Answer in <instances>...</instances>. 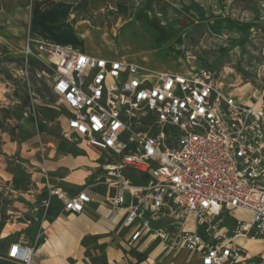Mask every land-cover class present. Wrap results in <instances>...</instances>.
<instances>
[{"label": "built area", "instance_id": "obj_1", "mask_svg": "<svg viewBox=\"0 0 264 264\" xmlns=\"http://www.w3.org/2000/svg\"><path fill=\"white\" fill-rule=\"evenodd\" d=\"M47 53L52 92L66 111L65 138L111 156L108 205L125 210L123 225L134 228L129 245L166 220L168 228L155 235L202 264H264V94L242 103L207 69L154 74L65 48ZM25 55L34 56L29 45ZM52 197L71 214L91 202L86 191L57 189L40 207L47 210ZM235 211L250 220L232 217ZM190 216L194 230L186 229ZM236 238L263 247L252 253ZM33 248L13 243L0 260L29 264Z\"/></svg>", "mask_w": 264, "mask_h": 264}, {"label": "rangeland", "instance_id": "obj_2", "mask_svg": "<svg viewBox=\"0 0 264 264\" xmlns=\"http://www.w3.org/2000/svg\"><path fill=\"white\" fill-rule=\"evenodd\" d=\"M42 1L24 0L20 6L30 10L42 4L44 10L48 4ZM45 1L57 12L58 20L54 17L55 21L50 22L38 18L40 22L36 25L29 13L26 39L31 41L0 56V130L8 131L17 143L32 138L37 142L45 140L53 143L62 155L70 153L86 157L74 149L77 142L68 141L64 135L66 111L52 92V72L46 63L51 46L69 50L79 44L78 49L91 50L95 57L106 58L104 53L107 52L127 61H136L138 66L152 73L183 74L186 71L194 74L207 69L215 73L223 90L231 91L240 100L253 101L264 94V0H87V12L81 7L73 11L81 0ZM118 4L122 9L116 12ZM46 16L53 17L51 14ZM46 24L48 30L44 28ZM34 25L36 28L32 27ZM81 25L88 27L90 33L87 30L85 36L77 33L76 28ZM62 40L69 45L63 46ZM28 45L34 56L25 55ZM4 119H9L10 123ZM0 155H3L2 151ZM18 155L0 158L2 220L5 216L14 217L6 213L7 210L14 211V201L20 203L16 204L19 209L16 213L20 214L17 223L29 220L32 207L44 214L54 200L63 207L61 200L52 197L48 209L41 208L42 200L50 191L65 190L58 186L48 190L47 186L39 188L31 181L33 173L42 174L44 180L49 174H58L55 166L46 168L38 162L31 165L26 156ZM89 157L94 158L92 154ZM97 163L100 165L98 172L103 171L104 184L111 156L101 154ZM33 165L38 170L33 169ZM79 169L84 171L87 167ZM68 173L66 182L82 183V176L74 179L76 174L70 176L71 169ZM19 191H26L25 197ZM124 201L125 205L129 202L127 193ZM20 228L22 231L18 234L23 240L28 239L29 229ZM42 233L45 234L44 229ZM152 234L148 243L129 247L128 264H197L195 257L189 259V254L174 240ZM255 243L250 244L255 247L253 252L263 247L261 241ZM0 264L8 262L0 260Z\"/></svg>", "mask_w": 264, "mask_h": 264}, {"label": "crops", "instance_id": "obj_3", "mask_svg": "<svg viewBox=\"0 0 264 264\" xmlns=\"http://www.w3.org/2000/svg\"><path fill=\"white\" fill-rule=\"evenodd\" d=\"M23 1L24 0H0V56H2L5 51L10 52V49L15 50V47L24 46L26 41H28L26 39V21L27 18H29V13L30 17H33V22L36 25L40 22V19H48V21L52 22L55 21V17L58 20L57 12L54 11L48 1H42V3L48 4L44 10L41 9L42 4L34 6V8L30 10L23 9L20 6V3ZM37 12L39 13L37 14ZM47 14L53 15V17L48 18L46 16ZM38 18H40L39 22ZM32 27L36 28L35 25ZM44 28L48 30L49 25L46 24ZM86 30L90 33L88 27L84 25L76 28V31H78L77 33L81 36H85ZM30 41L31 39L28 42ZM61 43L63 46L69 45L65 40H62ZM78 45L79 44L73 45L71 47L72 49L69 50L95 57V55H92L93 52L91 50L89 52V50L86 49V51L82 48L78 49ZM104 54H106V58L101 56L97 57L108 60H121L123 62L138 65V62L136 61H127L107 52ZM153 72L164 73L163 71ZM180 75L189 76L192 74L185 71V73ZM241 100L242 103L250 102L244 98ZM0 108H2V106ZM2 112L4 113V111ZM4 120L6 123H10L9 119ZM0 146V151H2L3 154L0 155V158H4L6 155H16V153H18L21 156H26L31 165L33 162L36 164L38 162V164L40 163L46 168L48 166H55L58 174H54L53 176H50L49 174V177H47L46 180H44L45 178L42 174L33 173L31 181L34 182L37 187L43 188L47 186L48 190L49 188L58 186L70 194L76 193L79 189H84L91 198L90 204L87 205L84 212L80 214L65 212L62 204L60 202L57 203L55 200L46 214H44L42 210L40 211L37 207H32L28 215L29 220H25L24 223H17L20 214L16 213L19 210L16 204L20 203L13 200L12 210L14 211L10 213L11 210H7L6 213L8 215H14V217L11 216L6 218L5 216L2 220L0 215V258L6 255L11 243L21 242L28 244L29 246H34L30 264H128L130 259L129 247H135L137 245L139 247L141 243H148L149 239L153 237L149 235L151 233H153L152 235L156 234V229L168 228L166 220L156 222L152 226V232L142 236V238L132 246L128 245L134 228L124 227L123 222L126 215L124 209L114 210L108 205V199L113 195V191L109 190L106 185L102 183L103 171L100 173L97 170L100 166L97 163V158H99L101 154L108 157L109 154L106 152L85 149L83 146L75 144L74 149L85 154L86 157L73 156L70 153H63L62 155V153L58 151L55 148V145L51 142L45 140L37 142L35 138H32L17 143L13 141L11 134L9 135L8 131L1 130ZM89 154H92L94 158H90ZM81 166L87 167V169L82 171L79 169ZM33 169H37L36 166L33 165ZM70 169L72 172L70 176L76 174L74 179L79 178V176L83 177L82 183L76 184L74 182H66ZM65 171L67 172L65 173ZM71 188L74 189L70 190ZM19 192L25 197L26 191ZM13 196L16 197V194H13ZM236 213L237 214L233 212L232 217L249 218V215L247 214L241 212ZM226 219L227 218H224V220ZM225 225L231 227L230 222L227 220ZM20 227L29 229V232H27L29 234L28 239L23 240L22 235L18 234L22 231V228ZM43 229L45 234L42 235L41 239L36 243V237L42 233ZM186 229H195L193 216L189 217ZM16 239H19V241H15ZM244 240L238 239L235 243L243 248L249 249L250 252L255 253L253 252L255 247L253 248L250 244L256 243L246 242ZM182 250L189 254V259L195 257L197 264H202L197 254L189 253L185 249Z\"/></svg>", "mask_w": 264, "mask_h": 264}, {"label": "trees", "instance_id": "obj_4", "mask_svg": "<svg viewBox=\"0 0 264 264\" xmlns=\"http://www.w3.org/2000/svg\"><path fill=\"white\" fill-rule=\"evenodd\" d=\"M82 8L84 12H87V1L86 0H81L74 8L73 11H76L78 8ZM122 6L121 4H118L116 6V12L121 11Z\"/></svg>", "mask_w": 264, "mask_h": 264}, {"label": "bare ground", "instance_id": "obj_5", "mask_svg": "<svg viewBox=\"0 0 264 264\" xmlns=\"http://www.w3.org/2000/svg\"><path fill=\"white\" fill-rule=\"evenodd\" d=\"M235 212H239V211H235ZM241 213H244V214L249 215L247 212H241ZM243 219L249 221V220H250V215H249V218H248V219H246V218H243ZM238 239L244 240V239H242V238H236L235 241L238 240ZM244 241L247 242L248 240H244ZM248 242H252V243H254L255 241H248Z\"/></svg>", "mask_w": 264, "mask_h": 264}]
</instances>
